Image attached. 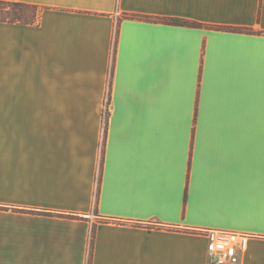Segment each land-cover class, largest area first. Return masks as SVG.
Segmentation results:
<instances>
[{
  "label": "crops",
  "instance_id": "1",
  "mask_svg": "<svg viewBox=\"0 0 264 264\" xmlns=\"http://www.w3.org/2000/svg\"><path fill=\"white\" fill-rule=\"evenodd\" d=\"M8 1L0 264H211L209 228L264 264V0Z\"/></svg>",
  "mask_w": 264,
  "mask_h": 264
},
{
  "label": "trees",
  "instance_id": "2",
  "mask_svg": "<svg viewBox=\"0 0 264 264\" xmlns=\"http://www.w3.org/2000/svg\"><path fill=\"white\" fill-rule=\"evenodd\" d=\"M41 7L36 4L16 2L8 0H0V22H10V23H22V24H35L38 22L39 13ZM131 17H137L150 21H162L171 24L178 25H188V26H200L201 24L182 19V18H163L157 16H143V15H129ZM245 31H251L250 29H245ZM39 213L47 215H60L65 217H81L74 213H63V212H53L49 210H34ZM94 230L93 227L90 239V250L93 249L94 244ZM88 264H91L89 261Z\"/></svg>",
  "mask_w": 264,
  "mask_h": 264
},
{
  "label": "built area",
  "instance_id": "3",
  "mask_svg": "<svg viewBox=\"0 0 264 264\" xmlns=\"http://www.w3.org/2000/svg\"><path fill=\"white\" fill-rule=\"evenodd\" d=\"M208 256L211 264H240L241 255L248 249L250 234L226 229H205Z\"/></svg>",
  "mask_w": 264,
  "mask_h": 264
}]
</instances>
